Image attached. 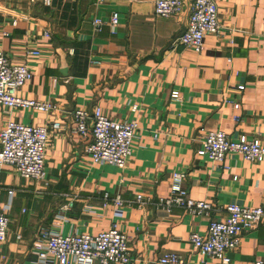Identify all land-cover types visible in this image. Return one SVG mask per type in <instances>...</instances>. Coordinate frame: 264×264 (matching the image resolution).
Masks as SVG:
<instances>
[{
    "label": "crops",
    "instance_id": "crops-1",
    "mask_svg": "<svg viewBox=\"0 0 264 264\" xmlns=\"http://www.w3.org/2000/svg\"><path fill=\"white\" fill-rule=\"evenodd\" d=\"M214 1L220 33L207 35L195 53L179 44L190 0L168 18L154 15L152 0H0V51L32 73L18 96L55 106L48 113H7L0 106V130L8 119L48 129L60 123L49 130L41 180L0 169V212L9 220L0 264H33L41 228L94 235L112 223L128 237L129 264H159L166 253L181 264H221L199 254L188 238L206 233L211 220L222 221L228 204L264 208V161L229 153L220 165L197 151L205 133L217 130L264 145V0ZM238 85L244 86L240 94ZM174 91L179 100L171 99ZM234 97L237 111L225 103ZM94 107L112 122L137 125L123 169L91 164L85 153L90 131L84 139L74 132L70 113ZM173 173L184 175L191 199L211 204L209 217L155 210L154 203L169 196ZM105 194L124 202L142 196L143 203L123 204L115 213L110 202L103 207ZM228 256L229 264H264V220L244 232Z\"/></svg>",
    "mask_w": 264,
    "mask_h": 264
},
{
    "label": "built area",
    "instance_id": "built-area-1",
    "mask_svg": "<svg viewBox=\"0 0 264 264\" xmlns=\"http://www.w3.org/2000/svg\"><path fill=\"white\" fill-rule=\"evenodd\" d=\"M50 5L51 0H34ZM154 15L160 18L176 16L180 13L183 0H152ZM111 24L117 25L118 15H113ZM95 26L101 23L93 21ZM218 8L214 0H190V14L185 31L179 38V44L201 53L204 39L207 35L220 33ZM72 50L69 51V54ZM31 57L39 56L38 51L29 52ZM98 64V61H92ZM32 79V73L24 64H12L5 54L0 51V106L11 113L16 110H34L48 113L55 106L48 102L23 99L18 96L19 90ZM237 93L244 90L243 85L235 87ZM171 99L179 100L178 92L171 93ZM234 110L240 109L239 99L225 100ZM75 124L74 132L81 138L91 133V141L85 149L91 164L111 165L123 169L132 155V140L137 129L135 122H112L107 119L99 107L91 112L75 109L71 113ZM233 120L237 121L238 116ZM90 123V128H89ZM60 123L55 121L46 127H35L18 123L11 119L0 130V169L10 167L26 180H41L44 177V158L49 130H57ZM233 153L242 160L251 163L264 161V145L257 138L248 139L240 135L237 139L230 138L221 130L207 131L197 155L205 157L210 162L222 165L227 154ZM224 170L229 167L223 166ZM235 179V177H234ZM184 175L173 173L170 181L169 196L154 203L155 210L170 212L172 208H179L195 216L209 217L213 212L211 204L204 201H195L188 195L184 187ZM11 194V193H10ZM113 206L114 212H120L123 204H142V196L135 197L134 201H123L120 196L110 198L103 196V207L108 203ZM146 202H150L149 199ZM226 214L222 221L211 220L204 234L192 233L188 240L192 248L199 254L216 259L221 264H229L228 253L236 249L244 232L255 228L264 220L263 207H245L237 204H228L224 207ZM9 220L0 212V243L6 239ZM36 260L33 264H129L131 258L128 252V237L112 223L108 230L97 234H68L52 233L41 228L38 237L33 243ZM159 264H181L178 255L163 254L158 259Z\"/></svg>",
    "mask_w": 264,
    "mask_h": 264
},
{
    "label": "rangeland",
    "instance_id": "rangeland-1",
    "mask_svg": "<svg viewBox=\"0 0 264 264\" xmlns=\"http://www.w3.org/2000/svg\"><path fill=\"white\" fill-rule=\"evenodd\" d=\"M39 2V1H38ZM40 3V2H39Z\"/></svg>",
    "mask_w": 264,
    "mask_h": 264
}]
</instances>
